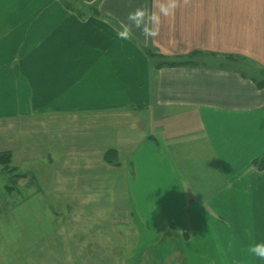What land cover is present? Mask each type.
<instances>
[{
	"label": "crops",
	"instance_id": "obj_1",
	"mask_svg": "<svg viewBox=\"0 0 264 264\" xmlns=\"http://www.w3.org/2000/svg\"><path fill=\"white\" fill-rule=\"evenodd\" d=\"M261 75L264 0H0V117L90 130L155 190L201 175L209 209L246 176L264 191Z\"/></svg>",
	"mask_w": 264,
	"mask_h": 264
},
{
	"label": "rangeland",
	"instance_id": "obj_2",
	"mask_svg": "<svg viewBox=\"0 0 264 264\" xmlns=\"http://www.w3.org/2000/svg\"><path fill=\"white\" fill-rule=\"evenodd\" d=\"M34 119L0 117V264H264L247 253L264 243V191L244 192L249 177L209 209L203 176L189 173L195 196L155 190L141 158H117L106 142L97 151L90 130ZM263 158L252 161L259 171Z\"/></svg>",
	"mask_w": 264,
	"mask_h": 264
},
{
	"label": "clouds",
	"instance_id": "obj_3",
	"mask_svg": "<svg viewBox=\"0 0 264 264\" xmlns=\"http://www.w3.org/2000/svg\"><path fill=\"white\" fill-rule=\"evenodd\" d=\"M163 10V9H162ZM144 13L142 11H136L134 14L130 15V19L134 20L137 27L142 23V17ZM155 19V17H153ZM145 32L148 31L147 27L143 29ZM127 33H120L121 36H125ZM247 253L250 257L255 258L258 261H264V243L256 242L252 243L247 247Z\"/></svg>",
	"mask_w": 264,
	"mask_h": 264
},
{
	"label": "trees",
	"instance_id": "obj_4",
	"mask_svg": "<svg viewBox=\"0 0 264 264\" xmlns=\"http://www.w3.org/2000/svg\"><path fill=\"white\" fill-rule=\"evenodd\" d=\"M7 158H8V156L6 157V155H0V160H7ZM261 162H262V168H264V158H263V160Z\"/></svg>",
	"mask_w": 264,
	"mask_h": 264
}]
</instances>
